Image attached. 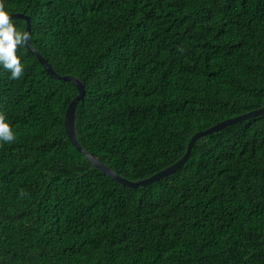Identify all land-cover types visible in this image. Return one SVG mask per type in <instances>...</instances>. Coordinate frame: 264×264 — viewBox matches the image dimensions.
Masks as SVG:
<instances>
[{"label": "trees", "instance_id": "16d2710c", "mask_svg": "<svg viewBox=\"0 0 264 264\" xmlns=\"http://www.w3.org/2000/svg\"><path fill=\"white\" fill-rule=\"evenodd\" d=\"M32 45L84 86L78 143L135 181L190 137L264 107V0H4ZM24 31V19L11 18ZM0 68V264H264V114L199 137L186 163L128 187L69 141L77 94L25 45Z\"/></svg>", "mask_w": 264, "mask_h": 264}, {"label": "water", "instance_id": "95a60500", "mask_svg": "<svg viewBox=\"0 0 264 264\" xmlns=\"http://www.w3.org/2000/svg\"><path fill=\"white\" fill-rule=\"evenodd\" d=\"M10 18L24 19L26 22L24 31H27L28 33L30 32V20H29L28 15H25L24 13L15 12V13H11ZM25 47L29 51H32L33 53L36 54L39 62L41 63L43 68L48 72L49 75H51L52 77L60 78V79L70 80L71 82H73V84L77 88V94L71 99V101L69 102V104L65 110V113H64V128H65L66 135H67L69 141L71 142V144L92 163V165L95 167V169L99 170L100 172L108 175L109 177L113 178L117 182H119L123 185H126L128 187H137L139 185H143V186L147 185V184L151 183L152 181L158 180L161 177L168 176L171 173L178 170L185 163V161L188 159L191 147L194 145L195 141L199 137L206 135V134H209L211 132H214V131H216V130L224 127V126H227L229 124H232L234 122L264 114V107H260V108L253 109V110H250L248 112L236 115L234 117L223 119V120L215 123L214 125L206 128V129L195 132L187 142L186 151L176 162H174L171 165L161 169L160 171L150 175L149 177H146V178L140 179V180L132 181V180L126 179V178L118 175L117 173H115L112 169H110L108 166H106L105 164L100 162L98 159H96L92 154H90L85 149H83L81 147V145L78 143V140H77L76 135H75V129H74V117H75L76 104H77L78 100H80L83 97L84 92H85L83 84L75 77L58 74L49 65V63L42 56V54L39 51H37V49L32 45L31 40H29L25 44Z\"/></svg>", "mask_w": 264, "mask_h": 264}, {"label": "clouds", "instance_id": "9594fccd", "mask_svg": "<svg viewBox=\"0 0 264 264\" xmlns=\"http://www.w3.org/2000/svg\"><path fill=\"white\" fill-rule=\"evenodd\" d=\"M10 17L11 13L6 9L4 0H0V68L10 71L11 79L18 80L24 73V66L17 55V49L30 40V34L18 30ZM15 139L16 136L6 116L0 113V145L11 143Z\"/></svg>", "mask_w": 264, "mask_h": 264}]
</instances>
